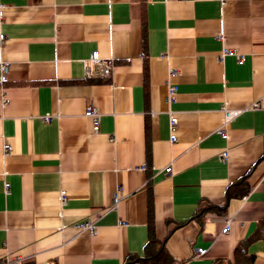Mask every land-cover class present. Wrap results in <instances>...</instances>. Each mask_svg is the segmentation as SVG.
<instances>
[{"label":"crops","instance_id":"crops-1","mask_svg":"<svg viewBox=\"0 0 264 264\" xmlns=\"http://www.w3.org/2000/svg\"><path fill=\"white\" fill-rule=\"evenodd\" d=\"M157 244L264 264V0H0V264Z\"/></svg>","mask_w":264,"mask_h":264},{"label":"built area","instance_id":"built-area-1","mask_svg":"<svg viewBox=\"0 0 264 264\" xmlns=\"http://www.w3.org/2000/svg\"><path fill=\"white\" fill-rule=\"evenodd\" d=\"M234 56L236 58V62L238 64H242L244 62V57L243 55L240 54H236L233 51H230L228 49H225L224 51H222V53L220 54L219 58L221 59L224 56ZM91 61H92V68L94 70V72L98 75L101 76H108L110 73V63L108 61L102 60L99 58V55L97 52H94L91 54ZM4 80V77H2V81ZM176 90L175 86H169V100H172V95L174 94ZM237 113L233 112V113H228V117H233L235 116ZM85 115L88 117H91L93 120V129L97 130L98 129V118L97 115L91 110L88 109L85 111ZM176 124V119L175 118H171L170 119V131H171V135H170V141H175L176 140V136L174 134V127ZM4 150H9V145H4ZM165 172L167 174H169L171 172L170 167H167L165 169ZM63 194V193H62ZM88 227V230L90 233H92L93 229L92 226L90 224H86ZM230 225V221L226 223L225 227L222 229V233H227V230L229 228ZM206 252V250L202 249V248H198L194 250L193 255L196 257H199L201 255H203ZM9 264H20L18 260H11Z\"/></svg>","mask_w":264,"mask_h":264},{"label":"trees","instance_id":"trees-1","mask_svg":"<svg viewBox=\"0 0 264 264\" xmlns=\"http://www.w3.org/2000/svg\"><path fill=\"white\" fill-rule=\"evenodd\" d=\"M154 240L151 239L149 241L153 242ZM148 243V244H149ZM148 246V245H147ZM157 248L155 249V251L153 249H148V247L144 250V257L140 258V259H130L131 262L132 261H139L140 263L143 264H148V263H157L159 262L160 259H163L164 261L169 262V259L165 256V253L163 251V249L160 247V244H157L156 246ZM156 256V257H155ZM129 262V260L126 262V264ZM246 261L243 262V264H245Z\"/></svg>","mask_w":264,"mask_h":264}]
</instances>
